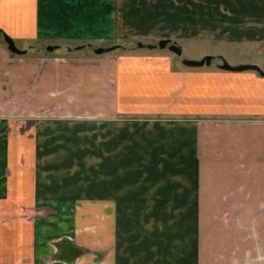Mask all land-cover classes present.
I'll return each mask as SVG.
<instances>
[{"label": "crops", "instance_id": "obj_1", "mask_svg": "<svg viewBox=\"0 0 264 264\" xmlns=\"http://www.w3.org/2000/svg\"><path fill=\"white\" fill-rule=\"evenodd\" d=\"M0 30V264H264V77L219 67L264 71V0H0Z\"/></svg>", "mask_w": 264, "mask_h": 264}, {"label": "water", "instance_id": "obj_2", "mask_svg": "<svg viewBox=\"0 0 264 264\" xmlns=\"http://www.w3.org/2000/svg\"><path fill=\"white\" fill-rule=\"evenodd\" d=\"M4 41L8 47V49L13 53V54H17V55H24L27 53L26 50H20L15 41L9 37V36H4ZM138 47L143 48V47H148V48H161V49H165V48H169L170 51H172L173 53H175L178 57L182 56V49L176 45L175 43H171L168 40H161L157 43V45H144L142 43L138 44ZM58 47L56 46H49L47 47V51L49 53H53ZM82 47H78V49H81ZM121 48L120 46H112V47H99V48H95L94 49V53L96 55H103V54H107V53H111L114 50H117ZM216 57L213 56H206L205 58H203L200 61H194V60H182V63L187 66V67H202L204 65L210 66L212 61L215 59ZM222 60V64L219 66L220 69L222 70H226V71H232V72H244V71H255L256 73L260 74L261 76L264 77V71L261 69V67L259 65L256 64H242V65H238V66H231L229 65L225 60H223V58L221 57Z\"/></svg>", "mask_w": 264, "mask_h": 264}, {"label": "rangeland", "instance_id": "obj_3", "mask_svg": "<svg viewBox=\"0 0 264 264\" xmlns=\"http://www.w3.org/2000/svg\"><path fill=\"white\" fill-rule=\"evenodd\" d=\"M133 47H135V46H133ZM182 48H183V51H182V56L181 57H178L175 53L170 51L168 47L165 48V49L156 48L154 51L167 53L168 55H171L174 58V60L179 61V63H181L182 60L200 61L203 58H205L206 55L207 56H213V57L219 56V55L223 56V45H221V44H217V45L213 44L212 45V44L193 43V44L190 45V44L184 43L182 45ZM143 51L145 53H150L151 52V50L147 49V48L143 49ZM228 52H230V51H228ZM112 53H114L116 55H123V56H127V55L133 54V53H130L128 51H123V50H119V49L114 50ZM57 54L60 55L61 52H59ZM244 58H246V56H243V53H241L240 51H237V52L233 51V52H231V55L228 56V58L226 60L230 64H236L237 61H238V63L246 61V59H244ZM217 60H220V59L216 57L213 60V63H212L211 67H215L216 66ZM202 68L206 69V68H209V66H204Z\"/></svg>", "mask_w": 264, "mask_h": 264}, {"label": "trees", "instance_id": "obj_4", "mask_svg": "<svg viewBox=\"0 0 264 264\" xmlns=\"http://www.w3.org/2000/svg\"><path fill=\"white\" fill-rule=\"evenodd\" d=\"M0 35L2 36V38H4V36H6L7 34H5L4 32H2L1 30H0ZM8 36V35H7Z\"/></svg>", "mask_w": 264, "mask_h": 264}]
</instances>
